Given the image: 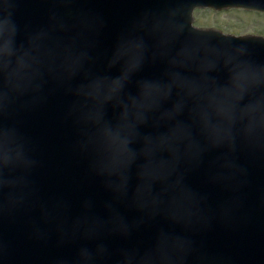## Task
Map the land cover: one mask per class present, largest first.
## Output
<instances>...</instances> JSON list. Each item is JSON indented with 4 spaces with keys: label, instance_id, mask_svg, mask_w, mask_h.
I'll use <instances>...</instances> for the list:
<instances>
[{
    "label": "water",
    "instance_id": "water-1",
    "mask_svg": "<svg viewBox=\"0 0 264 264\" xmlns=\"http://www.w3.org/2000/svg\"><path fill=\"white\" fill-rule=\"evenodd\" d=\"M264 0H0V264H264Z\"/></svg>",
    "mask_w": 264,
    "mask_h": 264
},
{
    "label": "rangeland",
    "instance_id": "rangeland-1",
    "mask_svg": "<svg viewBox=\"0 0 264 264\" xmlns=\"http://www.w3.org/2000/svg\"><path fill=\"white\" fill-rule=\"evenodd\" d=\"M223 9L197 10L194 25L204 30L220 31L224 34L264 36V15L236 10V8Z\"/></svg>",
    "mask_w": 264,
    "mask_h": 264
},
{
    "label": "flooded vegetation",
    "instance_id": "flooded-vegetation-1",
    "mask_svg": "<svg viewBox=\"0 0 264 264\" xmlns=\"http://www.w3.org/2000/svg\"><path fill=\"white\" fill-rule=\"evenodd\" d=\"M243 11V10H242ZM245 11V10H244ZM253 13H255V12H253ZM258 14H261V15H264L263 13H258Z\"/></svg>",
    "mask_w": 264,
    "mask_h": 264
}]
</instances>
